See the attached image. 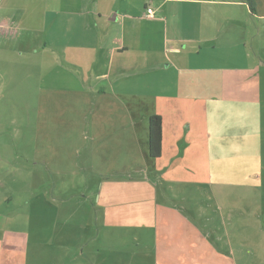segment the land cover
<instances>
[{
    "label": "crops",
    "instance_id": "crops-1",
    "mask_svg": "<svg viewBox=\"0 0 264 264\" xmlns=\"http://www.w3.org/2000/svg\"><path fill=\"white\" fill-rule=\"evenodd\" d=\"M254 1L251 10L246 0H0V58L34 56L39 97L51 99L46 108L68 101L77 112L61 143L37 142H46L51 156L28 154V138L0 131V188L7 189L2 176L27 183L39 171L53 183L89 176L78 206L94 209L102 227L143 230L139 239L150 249L134 255L148 264L253 257L247 245L264 237V0ZM152 115L161 117L156 159L148 155ZM23 189L0 190V208H13ZM59 201L72 202L59 193L51 202L33 195L29 208L50 205V214L30 212L25 229L11 228L13 214L0 216L3 264L26 263L29 245L39 256L52 245L55 262L65 255L59 227L74 216L62 215ZM210 206V225L200 227L189 213L197 208L198 219ZM247 231L235 249L234 233ZM254 252V262H264V249Z\"/></svg>",
    "mask_w": 264,
    "mask_h": 264
},
{
    "label": "rangeland",
    "instance_id": "rangeland-1",
    "mask_svg": "<svg viewBox=\"0 0 264 264\" xmlns=\"http://www.w3.org/2000/svg\"><path fill=\"white\" fill-rule=\"evenodd\" d=\"M255 2V1H254ZM52 50V49H50ZM3 56V54H2ZM40 64L36 62L34 56H28L24 58L22 62L7 61L4 57L0 58V131L2 135L11 138L24 136L28 138V142L25 145L28 154L34 155L37 151L39 153L47 154L51 156L50 149L47 151V144H37L39 139L60 137V143L63 141L61 137L68 136V129L72 131V125L68 121L74 119L73 117L77 112H69L68 101L61 107V109H56L55 111L50 108H46L50 105L51 99L46 95L43 96V100L39 97L38 86L41 81L40 78ZM47 82V81H44ZM63 100V97H61ZM43 102L45 108L44 111L39 112V104ZM59 120L58 123L54 121ZM84 119L81 120L83 122ZM78 122V121H74ZM56 127V128H55ZM54 128V129H53ZM42 139V140H43ZM50 143V142H49ZM61 146V144H59ZM50 146V144H49ZM31 164V163H29ZM256 166H252L254 170ZM38 177L28 176L26 177L27 183L23 182L25 177H15V176H2L1 183L5 184V188H0L2 192L7 194L10 193L8 187L11 185L23 186V192L20 193L21 198L15 200L13 208L9 207V211L6 207L0 208V216L7 217L13 214V223L10 225L11 228L16 230L25 229L27 227L26 216L32 212L35 217H41L43 219L47 218L50 214V205L45 204L34 207L32 211L28 206V201L33 195L42 194L44 198L51 202V198L54 193H59L61 197L66 198V200H71L70 204L60 202L61 210L63 208L62 215L68 216L69 213L73 214L74 220L68 225L61 224L59 229V236L65 237L62 242L66 244L67 252L64 256L60 257L58 262L53 259L52 254L49 252L52 245L44 246V253L39 256L37 254L38 250L34 246L28 247L29 255L27 257L26 263L24 264H148L144 261L142 256L136 257L135 253H144L150 249L151 243L147 239L143 241L139 238L146 237L147 234L138 228L121 227L118 231L111 230V228L102 227L98 222H94V216L96 211L92 208H86L78 206V195H81L83 187L85 185L84 179L90 182V177L85 176L80 178L63 176L60 178H55V183H53V178L47 172L39 171ZM68 186V188H64ZM29 187V188H28ZM93 190L96 188V181L91 183L90 186ZM57 190V191H56ZM0 192L2 196L3 193ZM94 193L93 191H90ZM187 195V192H186ZM78 198V199H76ZM76 199V200H75ZM51 204V203H50ZM196 216H193L197 224L200 227H206L210 224L206 223L207 216H211V206L208 213H205L200 218L197 219L198 213L194 207H192ZM32 216V218L34 217ZM92 222V223H90ZM210 227V226H209ZM214 227H218L220 230L218 233L221 234L223 226L217 222L214 223ZM254 227V225H253ZM69 229V230H67ZM206 229V228H205ZM258 230L251 229L250 233H257ZM248 231L245 234L234 233L237 236L235 240V249L237 247L242 248L243 237L248 238L251 234ZM144 234V235H142ZM57 236L58 241L60 237ZM142 241V242H141ZM227 242L223 240L221 245L224 249H228ZM251 256H236L237 264H248L254 260V251H261L264 249V237L261 239H253L249 245H247ZM34 251V256L32 253ZM237 251V250H236ZM237 254L239 252L237 251ZM62 255V254H61ZM134 255V256H132ZM258 257V256H257ZM264 259V258H263ZM4 261H0L3 264ZM262 262L261 264H263ZM17 264H20L18 261ZM258 264V263H255Z\"/></svg>",
    "mask_w": 264,
    "mask_h": 264
},
{
    "label": "trees",
    "instance_id": "trees-1",
    "mask_svg": "<svg viewBox=\"0 0 264 264\" xmlns=\"http://www.w3.org/2000/svg\"><path fill=\"white\" fill-rule=\"evenodd\" d=\"M251 10H254V0H246ZM161 117L152 115L148 122V155L150 158L156 159L161 155Z\"/></svg>",
    "mask_w": 264,
    "mask_h": 264
},
{
    "label": "built area",
    "instance_id": "built-area-1",
    "mask_svg": "<svg viewBox=\"0 0 264 264\" xmlns=\"http://www.w3.org/2000/svg\"><path fill=\"white\" fill-rule=\"evenodd\" d=\"M146 15H147V17L152 18L153 15H154V13H153V11H151L150 9H147V11H146Z\"/></svg>",
    "mask_w": 264,
    "mask_h": 264
}]
</instances>
